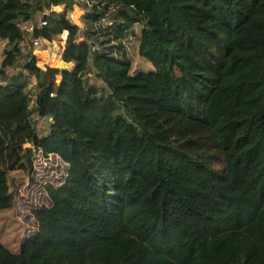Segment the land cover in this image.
I'll return each instance as SVG.
<instances>
[{
	"label": "trees",
	"instance_id": "trees-1",
	"mask_svg": "<svg viewBox=\"0 0 264 264\" xmlns=\"http://www.w3.org/2000/svg\"><path fill=\"white\" fill-rule=\"evenodd\" d=\"M43 12L33 36L66 37L69 68L50 81L29 53L0 83V213L13 173L65 172L0 264H264V0H0L2 69ZM135 28L150 72L131 73Z\"/></svg>",
	"mask_w": 264,
	"mask_h": 264
},
{
	"label": "rangeland",
	"instance_id": "rangeland-1",
	"mask_svg": "<svg viewBox=\"0 0 264 264\" xmlns=\"http://www.w3.org/2000/svg\"><path fill=\"white\" fill-rule=\"evenodd\" d=\"M52 10L56 13H61L63 7H54ZM83 14L84 11L77 6H74V9L69 13L70 19L80 28V36H84L86 33L84 23L82 22ZM65 39L66 37L63 38L61 35L59 40H54L51 43L42 41L41 46L37 49H33L29 43L23 44L22 49L24 55L17 61L15 66L6 69L0 67V83H9L13 80H18L20 75L26 77L27 72L23 66L29 53H32L38 58L37 66L40 68L43 76L50 81L58 83L60 81L59 72L62 69L69 68L62 61ZM79 40L82 39L80 38ZM138 43V29L135 28L127 41L129 57L132 62V74L152 71L150 64L138 55ZM3 46L4 43L0 42V61L3 57ZM46 68L52 73H46ZM90 81L92 82L93 79L91 78ZM29 82L30 85L27 89L32 90L35 85L33 78ZM46 129L47 122L41 119L37 126V134L40 136L46 133ZM58 163L57 160L51 157L49 160L39 157L37 162L38 166H36L38 176L33 181L20 172L11 175L13 179L10 184V190L13 192L12 209L0 213V242L11 251L16 252L19 244L37 230L38 224L32 215V211L41 206L49 205L43 186L49 182L55 185L60 183V178L64 175L65 171L63 170L64 165Z\"/></svg>",
	"mask_w": 264,
	"mask_h": 264
},
{
	"label": "built area",
	"instance_id": "built-area-1",
	"mask_svg": "<svg viewBox=\"0 0 264 264\" xmlns=\"http://www.w3.org/2000/svg\"><path fill=\"white\" fill-rule=\"evenodd\" d=\"M47 12H43L37 19L36 24H28V23H23L20 25V28L24 31H26L28 38L26 39V43L30 44L33 49H37L41 46L42 41L39 38H35L34 31L35 29H42L47 26ZM52 96V94L50 95ZM41 121L40 118H37V126L39 122Z\"/></svg>",
	"mask_w": 264,
	"mask_h": 264
},
{
	"label": "crops",
	"instance_id": "crops-1",
	"mask_svg": "<svg viewBox=\"0 0 264 264\" xmlns=\"http://www.w3.org/2000/svg\"><path fill=\"white\" fill-rule=\"evenodd\" d=\"M36 59H38V58L36 57Z\"/></svg>",
	"mask_w": 264,
	"mask_h": 264
}]
</instances>
